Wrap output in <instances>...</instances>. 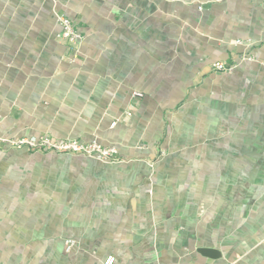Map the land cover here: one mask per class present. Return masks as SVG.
Masks as SVG:
<instances>
[{"label": "crops", "instance_id": "0c3cea01", "mask_svg": "<svg viewBox=\"0 0 264 264\" xmlns=\"http://www.w3.org/2000/svg\"><path fill=\"white\" fill-rule=\"evenodd\" d=\"M0 136L117 151L0 146V264H264V0H0Z\"/></svg>", "mask_w": 264, "mask_h": 264}, {"label": "built area", "instance_id": "2783aa9c", "mask_svg": "<svg viewBox=\"0 0 264 264\" xmlns=\"http://www.w3.org/2000/svg\"><path fill=\"white\" fill-rule=\"evenodd\" d=\"M56 23L60 28V37L75 46L78 41L82 39L80 32L74 27L73 23L64 15L58 14L56 16ZM237 44L242 42L237 41ZM240 60H249L251 57H241ZM216 72H231L234 66L227 65L224 62L218 61L211 66ZM134 97L141 98L142 94L139 92L133 93ZM130 116V114H127ZM0 146L10 149L20 150L26 149L28 151H41L53 154H69L80 155L93 158L101 163H110L116 159L117 151L114 147H105L97 142L88 144L66 139H54L48 136H37L29 138H5L0 136ZM73 247V242L67 240L65 242V252L69 253ZM113 258H107L104 264H112Z\"/></svg>", "mask_w": 264, "mask_h": 264}]
</instances>
